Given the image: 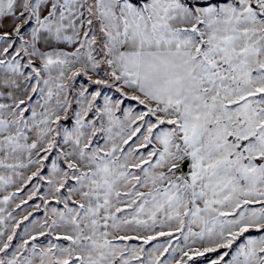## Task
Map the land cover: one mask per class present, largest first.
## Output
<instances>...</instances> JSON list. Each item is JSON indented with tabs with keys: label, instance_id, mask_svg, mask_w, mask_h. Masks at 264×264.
<instances>
[{
	"label": "snow or ice",
	"instance_id": "1",
	"mask_svg": "<svg viewBox=\"0 0 264 264\" xmlns=\"http://www.w3.org/2000/svg\"><path fill=\"white\" fill-rule=\"evenodd\" d=\"M0 264H264V0H0Z\"/></svg>",
	"mask_w": 264,
	"mask_h": 264
}]
</instances>
